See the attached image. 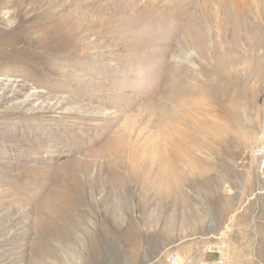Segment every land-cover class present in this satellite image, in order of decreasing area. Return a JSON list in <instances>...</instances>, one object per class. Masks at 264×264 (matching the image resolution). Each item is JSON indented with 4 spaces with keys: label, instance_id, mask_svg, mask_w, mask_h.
Here are the masks:
<instances>
[{
    "label": "rangeland",
    "instance_id": "374dc122",
    "mask_svg": "<svg viewBox=\"0 0 264 264\" xmlns=\"http://www.w3.org/2000/svg\"><path fill=\"white\" fill-rule=\"evenodd\" d=\"M256 150L264 0H0V264H264Z\"/></svg>",
    "mask_w": 264,
    "mask_h": 264
},
{
    "label": "built area",
    "instance_id": "2783aa9c",
    "mask_svg": "<svg viewBox=\"0 0 264 264\" xmlns=\"http://www.w3.org/2000/svg\"><path fill=\"white\" fill-rule=\"evenodd\" d=\"M253 155L258 158L261 161L262 167H264V151L262 150H256L253 152ZM178 257L177 253L175 251H172L167 256V261L172 264L173 261ZM201 264H207V263H201Z\"/></svg>",
    "mask_w": 264,
    "mask_h": 264
},
{
    "label": "crops",
    "instance_id": "0c3cea01",
    "mask_svg": "<svg viewBox=\"0 0 264 264\" xmlns=\"http://www.w3.org/2000/svg\"><path fill=\"white\" fill-rule=\"evenodd\" d=\"M199 262L210 264V263H209L208 261H206V260H201V261H199ZM199 262L197 261L196 264H198ZM201 263H200V264H201Z\"/></svg>",
    "mask_w": 264,
    "mask_h": 264
},
{
    "label": "bare ground",
    "instance_id": "6f19581e",
    "mask_svg": "<svg viewBox=\"0 0 264 264\" xmlns=\"http://www.w3.org/2000/svg\"><path fill=\"white\" fill-rule=\"evenodd\" d=\"M24 30H28V28H27V29L25 28ZM31 31H32V30H31ZM27 32H28V31H27ZM34 32H35V31H34ZM26 35H27V34H26ZM22 40L25 41V40H26V37H23ZM33 40H34V39H33ZM36 40H37V39H36ZM27 41H28V40H27ZM13 42H14V41H13ZM6 45H7V44H6Z\"/></svg>",
    "mask_w": 264,
    "mask_h": 264
}]
</instances>
